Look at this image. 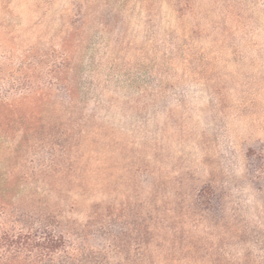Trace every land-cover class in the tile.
<instances>
[{
    "label": "rangeland",
    "instance_id": "rangeland-1",
    "mask_svg": "<svg viewBox=\"0 0 264 264\" xmlns=\"http://www.w3.org/2000/svg\"><path fill=\"white\" fill-rule=\"evenodd\" d=\"M0 264H264V0H0Z\"/></svg>",
    "mask_w": 264,
    "mask_h": 264
},
{
    "label": "trees",
    "instance_id": "trees-1",
    "mask_svg": "<svg viewBox=\"0 0 264 264\" xmlns=\"http://www.w3.org/2000/svg\"><path fill=\"white\" fill-rule=\"evenodd\" d=\"M36 91L42 92V88L37 87ZM48 236H49L48 242H50L52 246H54L57 242H60L63 240L62 235L61 234H55V232H49Z\"/></svg>",
    "mask_w": 264,
    "mask_h": 264
}]
</instances>
